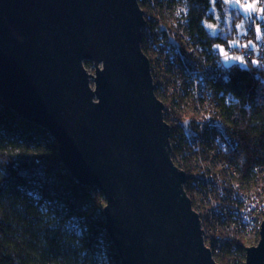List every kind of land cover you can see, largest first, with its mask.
Wrapping results in <instances>:
<instances>
[{"label":"water","instance_id":"obj_1","mask_svg":"<svg viewBox=\"0 0 264 264\" xmlns=\"http://www.w3.org/2000/svg\"><path fill=\"white\" fill-rule=\"evenodd\" d=\"M145 25L139 0H0V97L53 136L80 185L102 192L122 264H219L172 160ZM245 253L264 264V221Z\"/></svg>","mask_w":264,"mask_h":264},{"label":"trees","instance_id":"obj_2","mask_svg":"<svg viewBox=\"0 0 264 264\" xmlns=\"http://www.w3.org/2000/svg\"><path fill=\"white\" fill-rule=\"evenodd\" d=\"M188 7V35L203 49L226 45L246 19L227 0H188ZM213 8L216 35L205 27L213 22ZM226 73L216 87L222 116L237 137L230 157L250 181L264 169V74L253 64H230ZM105 203L97 187L74 179L53 136L0 97V264H122L106 231ZM244 249L228 246L215 260L226 264V257H244Z\"/></svg>","mask_w":264,"mask_h":264},{"label":"built area","instance_id":"obj_3","mask_svg":"<svg viewBox=\"0 0 264 264\" xmlns=\"http://www.w3.org/2000/svg\"><path fill=\"white\" fill-rule=\"evenodd\" d=\"M142 1L145 9H150V13L155 9L158 16L148 15L140 6L146 21L142 49L150 61L155 94L164 105L172 160L187 176L185 190L200 218L205 245L215 258L223 249L236 244L228 236L252 232L260 236L264 221V185L257 189L260 181L264 183L260 176L263 169L256 179L246 180L230 157V152L237 148V137L230 122L222 116L221 94L216 87L219 80L227 78L230 64H253L264 74V11L244 19L238 35L226 45L214 44L203 49L195 46L188 35V0ZM169 16L174 17L171 23L167 20ZM149 51L155 52L156 60L149 56ZM230 59L233 60L227 63ZM157 63L163 64L172 85L158 74L162 80L157 82ZM205 108L206 111L198 112ZM188 109L193 116H179ZM173 115L177 116L174 120ZM195 191L201 193L206 206L195 204L199 203L195 202ZM219 229L227 235L220 234L217 238L212 234Z\"/></svg>","mask_w":264,"mask_h":264},{"label":"rangeland","instance_id":"obj_4","mask_svg":"<svg viewBox=\"0 0 264 264\" xmlns=\"http://www.w3.org/2000/svg\"><path fill=\"white\" fill-rule=\"evenodd\" d=\"M228 2V5L230 7H234V8H237L241 14L244 16V18H247L248 16H251V15H261L264 11V3L263 2H260L259 0H227ZM145 9V8H144ZM155 9H152L151 13L152 15H155L156 17H158L156 14H155ZM145 11L147 12L148 15H151L150 13V9H145ZM157 13V12H156ZM211 13L214 17L213 19V22H210L209 23H206L205 22V27L209 30V32L212 34V35H216L218 32H219V28H218V15L215 11V9H211ZM173 16V15H172ZM172 16H169L168 17V22L171 23L173 18ZM167 32V31H165ZM149 53V56L152 57L154 60L157 59V55L155 54V52H148ZM156 56H155V55ZM233 59H230V60H227V63L232 61ZM241 64L242 61H240ZM157 66L158 68L156 67V77H157V82H160L159 80H168L171 85H172V80L171 78H169L168 74L165 72V68L163 66V64L161 63H157ZM85 68L87 70L88 73H91V74H94V66H93V63L89 62V65H87V62H85ZM157 74L160 76V78L162 79H158V76ZM93 84V82H91V85ZM168 84V82H167ZM198 106L196 105L195 109L197 110ZM207 109H200L198 112H203V111H206ZM183 114H186V115H190V116H193V113L190 109L184 111L182 114L179 113V116H184ZM177 116L173 115L172 116V119L174 120ZM172 123V122H171ZM210 169V168H209ZM211 170V169H210ZM263 173H261V179H264V169L262 170ZM211 173H213L211 171ZM264 183H262L260 181V184L259 186L257 187V189L259 190L260 187H263ZM194 195H195V199L196 201L195 202H199L198 204L195 203L197 206H199L200 204L201 205H204L206 206V203L201 199V193L199 191H195L194 192ZM262 198L264 200V194H262ZM205 211V209L203 210ZM212 234H214L215 236L217 235H223V236H226V232L225 231H221L220 229L219 230H216L214 231ZM219 236H217L218 238ZM223 238V237H222ZM228 238H230V240H232V242H235L237 245L240 244L241 247L243 248H246V247H251V246H256L259 242V239H260V236H259V233L257 232H252L250 234H246L244 236L242 235H233V236H228ZM244 253H245V249H244ZM246 255V253H245ZM218 263V262H217ZM225 263L226 264H245V256L244 257H241L240 255L237 256L236 258H234L232 261H230V259L228 257L225 258ZM220 264V263H219Z\"/></svg>","mask_w":264,"mask_h":264},{"label":"snow or ice","instance_id":"obj_5","mask_svg":"<svg viewBox=\"0 0 264 264\" xmlns=\"http://www.w3.org/2000/svg\"><path fill=\"white\" fill-rule=\"evenodd\" d=\"M226 55V54H225Z\"/></svg>","mask_w":264,"mask_h":264}]
</instances>
